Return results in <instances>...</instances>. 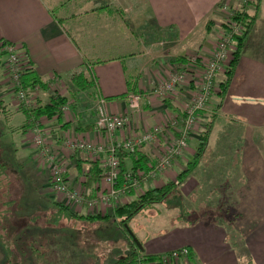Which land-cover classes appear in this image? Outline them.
<instances>
[{"label": "crops", "instance_id": "1", "mask_svg": "<svg viewBox=\"0 0 264 264\" xmlns=\"http://www.w3.org/2000/svg\"><path fill=\"white\" fill-rule=\"evenodd\" d=\"M254 1H249L250 4L246 0H146L143 13L150 24L143 28L141 35L134 31V25L124 23L125 19L117 13L118 23L107 24L104 29L98 27V17L81 13L79 8L82 3H78V0H0V42L22 45L25 52L21 55L27 57V63L35 68L39 77L50 78L53 75L64 81L76 71L84 69L85 65H89L97 77L100 95L108 104L118 107L120 113L128 112L126 96L130 92L141 95L143 108L133 113L131 118L134 130L130 134L143 133L156 125H167L177 116L182 117L195 95L193 85H186L188 88H179L174 99L166 104L151 93L157 83L166 81L165 78L170 75V62L182 63L178 69L185 76H190L188 67H192L187 62L188 58L164 59V51L156 45L159 43L157 40H177L175 42L186 45L185 54L199 52L200 57L206 61L215 50L216 38L218 40L216 31L213 30L225 23L228 17L226 10L237 13L245 11L255 18L225 101L218 108L220 100L217 97L214 104L211 101L212 106L207 111L198 115L197 129L206 121L208 123L205 127H211L207 147L214 142L213 150H216L214 154L218 161L213 165L211 163L210 168L202 165L204 172L198 176L194 174L200 170L197 168L202 164L199 161L191 173L187 174L184 182L178 181L179 175L191 167L190 163L196 155L199 134L194 133L189 145L197 142L196 149L190 146L181 158L174 160L170 174L168 172L167 176L163 175L150 184L161 188L168 183H174L180 198L183 196L187 204L193 203L187 198L190 199L194 194L204 203L210 202L212 194L215 197L222 195V200L234 204V211L240 217L237 219L234 215H225V222L218 220L214 223L203 219L205 223L200 220L196 223H185L181 219L183 214L175 213L174 221L167 218L166 224L150 236H143V241L136 235L141 245L140 251L147 257H161L185 248L189 251L188 257L167 264H264V0ZM154 27L169 34L161 35L156 40L158 31ZM234 49L235 52L236 45ZM127 74L129 77H126ZM218 78L220 73L216 78L217 85L225 79L224 76L220 80ZM76 116L77 113L72 112L64 114L63 120L71 122L67 130L64 129L66 131L46 126L43 122L41 127L46 128L49 143L56 138L53 145L65 164V177L69 188L72 191L81 188L79 192L86 194L84 214L85 210L92 213L88 205L90 201L97 199L99 192L106 190V184L102 178V161L90 159L83 153L71 156L62 149V132L65 135L73 132L77 139L79 137L75 132L78 130ZM25 121L27 122L26 119ZM25 121L22 119V125ZM31 126V123L27 126L29 133L26 135H31ZM220 127L219 134L216 130ZM93 136L95 144H109L104 135L95 133ZM164 145L165 143L161 145L162 148L157 149L154 146L144 147L139 151L137 159L146 156L149 163H155L160 152L164 150ZM39 163L36 161V164ZM125 163L127 168L130 167L131 159L127 158ZM89 168L91 176H99L96 183L85 187L86 179L83 177ZM39 172L35 174L38 178L35 181H40V186L46 187L54 203L65 206L62 197L47 189L49 176L45 165ZM231 179L234 180L233 183ZM228 188L232 192H228ZM70 208L75 210L72 205ZM192 213L196 214L191 211L188 216ZM89 228L94 227L78 222V234L86 233ZM88 238L92 242V232L88 234ZM89 247L90 243L86 247L79 245L78 257L83 255L80 253L81 248L82 252H86L83 255L85 262L91 264L95 263L93 258L97 255L94 253L98 249L95 246L92 252ZM130 252L132 248L128 246L124 254H131ZM0 261L3 262V257ZM114 261L116 258L111 255L110 262L102 264H114Z\"/></svg>", "mask_w": 264, "mask_h": 264}, {"label": "rangeland", "instance_id": "2", "mask_svg": "<svg viewBox=\"0 0 264 264\" xmlns=\"http://www.w3.org/2000/svg\"><path fill=\"white\" fill-rule=\"evenodd\" d=\"M145 1L78 0V3H82V6L79 8V11L81 13H84V15L87 16L98 17L96 20V25L102 29H104L107 24L110 25V23L114 24L119 22V17L117 16L118 13L116 9L122 8L124 12L123 17L125 18L124 20V18L122 17L124 23H128L131 26L134 25V31L136 30L137 34L142 35L144 32L143 28L147 27L150 24L148 23L146 16L143 13V7L146 6ZM226 13L228 17L226 18V21H224L225 23H223V25L220 24L213 30L216 31V35L218 37V40L217 38L215 40L216 42H218L223 34H225V30L227 29V20L231 19L234 22L232 13L227 10L225 11V14ZM151 28L152 26L150 25L149 29ZM154 28L158 31V33L155 35L156 40L161 35L167 36L169 34L164 30L159 31L157 27ZM175 41L177 40H157V42L159 43L156 45L158 47H161L164 51V59H190L193 56H200L199 52L195 53V51L188 52V55L185 54L187 47H184L186 45L184 43H178ZM234 42L230 41L227 45V58L221 66L222 73H220V78H222L223 76L225 78V72L228 70L231 61L234 59V48L236 45V43ZM4 43L7 42H0V52L2 51L3 53H5L4 50L6 49V45H14ZM160 43H162V45H159ZM13 47L16 49V55H20L22 57L21 61L23 62V64L26 63L28 60L26 59L27 57L21 55L23 52H25L22 45H14ZM8 57L10 58L9 53H5L4 55H1L0 53V259H2L3 257V262L0 261V264H90L85 262V258L83 257V255H85L86 252H82L81 248L80 253L83 255L78 257V246L80 245L86 247L87 245H89V243V250L94 252L95 246H97L98 249V251L94 253L97 255L96 258H93V262L95 263L91 264H102L104 262L109 263L111 255L115 256L116 261H114V264H117L118 261L125 259L127 255H131L135 252L136 249L134 248V246L137 245L133 241H135V238H137V236L140 240L143 241V236H150L156 229L158 230L159 228H161V226L166 224L167 218L170 217V219L174 221V215H176L175 213H182L183 215L181 216V219L185 223H196L199 220L202 223H205L203 219H208L209 221L214 223H217L218 220H220V222H225V215H231V217H233L234 215V217L237 219L238 217H240V214L238 215L236 214V211H234V204H230L227 203V201L225 202V200H222V195H216L215 197V195L212 194L209 203L200 201L201 199L196 198L195 194L191 195L192 197L189 195L190 199L189 197L187 199L193 203L187 204L185 203L183 196L182 198H180L178 191L175 190V192L172 193L162 203L150 205L144 208L136 217H134L129 222V224L125 226L126 229H124V231L122 229L123 227L121 228L119 225L120 220L112 216L115 214L118 207H123L130 202L138 200L140 196H142L148 190L145 187L148 186L147 182L143 183V186H138L136 190H132L131 192H133V194H131L130 190H128L126 194L121 193V196L118 197L117 200H113L109 203H103L101 201L99 203H96L94 201H90L88 207L90 211H92V213H89L88 210H85L86 212L82 214L83 206L87 202V199H85L84 197L86 195L85 193H83L82 195V192H79L81 191V188L77 189L76 191H69V195L82 196H80L81 200L77 203L67 200L64 194H58L52 189L51 176L54 172L53 165L56 162L60 164V168L63 171L64 180L66 181L68 188L69 183L65 177V164L63 163L62 159H60L62 157H59V151L54 148L53 145V142L56 141L54 139L56 138H53V141L49 143V134L46 135V128L41 127V123L43 122L46 126L56 127L58 129H62L63 131H66L67 126H69V123L71 122L65 119L63 120L64 114H66L67 112L77 113L76 117L78 120V130H75V132L79 134V137L77 139L75 133L73 132H69L66 135L64 132H62V149H64V152L71 156L78 153H83L84 155L89 157V155L92 153L89 152L86 148L82 149L80 145L83 143L85 145L95 147L93 135L95 133L104 135L108 138L109 141V144L108 142L105 144L108 147L105 148L104 153L110 152L111 149H116V158L120 163V171H122V165L129 157H123L122 154L124 153L118 147L120 146V144H123L124 140L130 138L131 135L142 134L136 132H132L130 134V132L134 130L131 117L133 113H136L135 111H141L143 108L142 97L137 93L130 92L128 96H126V98L128 99V112L120 113L121 111H118V107H115L113 105L111 106L107 103V100L100 95L98 87L91 89L92 96L87 94L86 91H78V85H76L77 81L72 80L75 75L73 76L72 74L71 76L64 79V81H69L68 83H63V80H58V78L53 75L50 78L40 77L46 85L45 88L42 89L40 88V86H37L34 92L32 91L29 94L27 93L24 99H20L15 94L14 83L11 76V64L8 61ZM17 61L19 62V58L17 59ZM178 62L179 61L170 62L169 65H171L172 70L170 75L165 78L166 80L170 81V79L175 76L176 72H178L179 75L182 76H177L179 78V82L176 90L174 92H172L171 90L161 91L159 89V86L162 82L157 83L151 90V93L158 96L161 99L162 103L167 104V102H171L174 99L173 97L175 95V92H177V90H180L179 88H188L189 86H192L194 84L193 75L195 76L196 81H198V79L201 77L200 72H203L202 70H204L203 68L205 66L203 62L198 61L199 63L196 62L194 65H191L190 62L187 61L188 64H190L192 67H188L190 76H185L184 73H182L178 69V67L182 65V63ZM199 64L203 65V68L199 67ZM129 68L131 69V66H129ZM89 70H91L90 67ZM88 71L86 69H81L76 71L75 74L77 73L78 75L79 72L87 73ZM89 72L88 74L91 75ZM91 72H93V70ZM190 72L193 73L191 74ZM93 76L95 77L97 84L98 80L94 72ZM77 77L78 76H76L75 78ZM126 77H129V74H127ZM220 78L218 79L220 80ZM219 86L220 85L218 83L217 90H215L212 95V104H214V100H217L216 93L219 92ZM94 93H96V95L93 96ZM58 94L67 96L68 98L67 104L61 109V118L41 117L37 119V121H35L36 119L31 120V118L28 117L27 120V117L24 114V110H32L35 107L39 106L38 103L45 105L50 101V99L52 98L51 96ZM131 96L139 97V100L133 105ZM177 96L178 95H176L175 98H177ZM212 104L210 102L209 106H212ZM111 108L115 110H112ZM72 117L76 121L73 114ZM178 117L179 116H177L176 118ZM102 118L108 119L110 122H113L116 118H122L124 120V125L116 129H110L109 127H100L99 123L100 119ZM22 119H24V121L25 119L27 120V122L25 121L26 123L24 122L25 124L23 125ZM30 123L32 124L31 129L33 131L30 133L31 135H26L27 133H29L27 130V126L30 125ZM207 123L208 121H206L205 124L202 125V127L196 129V133L201 135L206 130L205 128L207 127L205 126L207 125ZM2 128L4 131L2 130ZM220 131L221 127L220 129L217 128L216 132H219L220 134ZM38 135H41L42 138L41 146L36 143ZM72 135L75 136L72 138ZM166 135L167 139L166 142H164L165 145L171 141V131H167ZM146 146H154L155 149L162 148L161 146H155L154 144H148ZM190 146H192L193 149H196L197 142L190 143L188 149ZM210 147H207L208 150L206 148V150L203 152V157L200 160V162L202 163L201 167L200 165H198L197 167L200 168V170L194 175H201V173L204 172L205 167L210 168L211 163L213 165L218 161L216 155L214 154L216 150H213L215 148L214 142L210 145ZM105 158H107V155H104V159ZM36 161H39L40 163L36 164ZM43 165H45L48 170L49 181L47 189H49L53 194L55 193L56 195L62 197L64 203H66L65 206L61 203H54L52 197L47 193L46 187H41V182L38 181L37 183L35 181L38 179L35 177V174L40 173L39 169H41ZM202 165L204 166V168H202ZM102 169L104 172L102 178H104V164ZM129 170H131L130 167H128V171ZM171 170L172 167L170 170H168L169 174ZM84 176L85 177H83V179H86V184L84 183V186L86 187L90 183H96L99 175L91 176V168H89V171L86 172ZM231 176L232 178L234 177L233 173L231 174ZM88 179H90V181H88ZM233 181L234 180H232L231 183H233ZM121 183L122 182L118 180L114 185L115 189L122 190L120 186ZM227 191L232 192L230 188H228ZM97 195L101 196L103 195V193L99 192V194ZM186 195H188V192L186 193ZM54 199L56 202H58L56 197H54ZM14 201H17V210L14 211L11 217L3 220V215L8 216V213L2 212L10 209V207L7 206L8 202L11 203ZM70 205H72V208H74L75 210H72L70 208ZM78 209H81V211H78ZM110 211H112L113 213H110ZM191 211L196 214L192 213L188 216V213ZM71 212H73L76 217L84 216V218L80 219L78 217L72 218V220H70V217L66 218L65 215L69 216V214H72ZM96 215L110 216L111 218L94 222H90L86 219V217H94ZM12 219H14V221H11ZM232 221L234 220H231V222ZM78 222L82 225L89 224V227L94 228H89L86 233L78 234ZM91 232L93 234L92 242H90L88 238V234H90ZM137 244L139 245V242H137ZM128 246L132 248V252H130L131 254L125 255L124 252H126ZM183 249L175 251H180ZM136 256H143V254L141 251H139V253L137 252ZM139 263L140 261H138V264Z\"/></svg>", "mask_w": 264, "mask_h": 264}, {"label": "built area", "instance_id": "3", "mask_svg": "<svg viewBox=\"0 0 264 264\" xmlns=\"http://www.w3.org/2000/svg\"><path fill=\"white\" fill-rule=\"evenodd\" d=\"M226 25L227 29L225 30V34H223L220 40L216 43L215 50L208 60L204 61L202 57L198 55L193 56L188 60L191 65H194L196 62H203L205 66L203 68V65H198L204 69H201L203 72H200L201 77L198 79V81H196V78L193 75L195 96L190 105L184 110L183 116L171 120L167 125L156 126L140 135H131L130 138L124 140L123 144H120L118 147L124 154L132 156L148 144L161 146L162 143L166 142V132L171 131V141L167 143L164 147V150L160 152V155L156 161L157 163L149 164L148 173L129 170L122 174L120 171V163L116 158V149H111L110 152L104 153L105 148L108 147L106 145L95 144V147L85 145L83 143L80 145L82 149L86 148L92 153L89 155V158L99 162L102 161L105 168L104 180L106 184V190H103V195H98L97 199L93 200L94 202L99 203L101 201L103 203H109L113 200H117L118 197L121 196V193L126 194L128 190H130L131 193V191L136 190L138 186H143V183L145 182L148 184L152 180L154 182L158 181L163 175H167L169 172L168 170L171 169L174 160L182 157L183 154L188 150L189 141L192 138V134L196 133L198 115L208 110L209 103L213 97L212 95L214 91L217 90L216 78L217 75L221 73V66L227 58V45L230 41L234 42L235 37L242 36L244 31L243 25L237 24L231 19L227 20ZM13 46L14 45H6L4 52L6 54H10L8 61L11 64V76L14 83L15 94L18 98L24 99L26 94L21 88L20 74H23L30 65L27 62L23 64L21 61L22 57L20 55H16V49ZM18 58L19 62L17 61ZM177 76H180L178 72L175 73V76H173L170 81L166 80L162 82L159 86V89L161 91L171 90L174 92L179 82V78ZM131 98L132 105L139 100V97L131 96ZM123 125L124 120L122 118H116L113 122L102 118L100 119L99 123L100 127H109L110 129L120 128ZM41 139V135H38L36 143L39 146L42 144ZM104 155H107V158L104 159ZM53 171L54 172L51 176L53 191L58 194H64L69 201H73L75 203L79 202L82 197L81 195H69V191L71 189L68 188L66 181L64 180L63 171L60 168V164L58 162L53 165ZM118 180L122 182L120 185L122 190L115 189L114 187ZM182 257H188V252L186 249L173 251L163 255L159 263L167 264ZM139 261V264H158L145 262L142 257H139Z\"/></svg>", "mask_w": 264, "mask_h": 264}, {"label": "trees", "instance_id": "4", "mask_svg": "<svg viewBox=\"0 0 264 264\" xmlns=\"http://www.w3.org/2000/svg\"><path fill=\"white\" fill-rule=\"evenodd\" d=\"M247 2H249V1H247ZM116 10H117L118 15H120L122 17L124 16V12H123L122 8H117ZM232 15H233L234 22H236L237 24L243 25L244 31L242 33V36L235 37L236 51L234 53V59L231 61L228 70L225 72V78L226 79H224L219 84L220 89H219V92L216 93L217 97L220 100V103L217 105L218 108H220V106H222V103L224 102V100H225V98L229 92L230 85H231V82L233 80L235 70H236L238 62L240 60V55H241L242 50L245 46V42L247 40V37L249 35V32L253 26V22L255 19L254 17H250L245 11H239L238 13L235 11H232ZM4 44H8V42L4 43ZM0 53H1V55L5 54L2 51ZM88 66L89 65L84 66L85 67L84 69H86L87 71L89 70ZM89 71L88 72L91 75H89L88 72L87 73H80L79 72L78 75H77V73L76 74L74 73L73 76L74 75L75 76L72 80L77 81L76 85H78V91H86L87 94L92 96L91 89L96 88L97 84H96V79L93 76V72H91V70H89ZM76 76H78V77L75 78ZM20 77H21V88L23 89L25 94H27V93L29 94L32 91L34 92L35 88L37 86H40V88H42V89H44L46 86L45 83L42 81V79L37 75L35 68H33L32 66H28L27 69L24 71V73L20 74ZM94 95H96V93H94L93 96ZM51 97L52 98L50 99V101L45 105L38 103L39 106L35 107L34 109L27 110V111L24 110V114L27 117V120H28V117L31 118V120L36 119L35 121H37V119H39L41 117H47V118L58 117V118H61L62 117L61 109L63 106H65L67 104L68 98H67V96H64L61 94L54 95ZM210 130H211V127L207 126L206 130L201 135H199V140H198L199 144H198V147L196 150V155L194 157V160H193V162L190 163L191 167H189L187 170H185L184 172H182L179 175V178H178L179 182L182 183L185 181L187 174L191 173L193 167L195 165H197L199 163L200 159L202 158L203 152L206 150L207 145H208V138H209ZM138 153L139 152H137L136 154H134L132 156L122 154V156L123 157H129L131 159L130 169L132 171H137V172L142 171V172L148 173L149 172V164H150L149 160L147 159L146 156H141L137 159ZM155 163H157V162H155ZM125 171H128V168L126 166V163L124 162L122 165L121 173L123 174ZM152 182H154V181L153 180L150 181L148 183V186H145L148 190L142 196H140V198L138 200L130 202L129 204L124 205L123 207H118L116 209V212L112 217L120 220L119 225L121 228L123 227L122 228L123 230L126 229L125 226L127 224H129V222L134 217H136L144 208H146L150 205L162 203L176 190V185L174 183H168L165 186H163L162 188H156L154 185H150ZM16 205H17V201H14L11 203L8 202L7 206L10 207V209H9L10 211L6 210V211L2 212V213H6V212L8 213V216L3 215V220H6L12 216L14 211L17 210L18 206H16ZM71 213L72 214H69V216H68L70 218H78V217L80 219L84 218V216L76 217V215L73 214V212H71ZM108 218H111V217L110 216H101V215H96L94 217H91V216L86 217V219L90 222L107 220ZM11 221H14V219H12ZM133 242L137 245V246H134V248L136 249L135 252L133 254L129 255L128 257H126L125 259L118 261L117 264H137L139 261V257H142L145 262L160 264L159 261L163 256H161V257L160 256L147 257L145 255L136 256L137 252L139 253L141 248L139 247V245L135 241H133ZM186 250H187V252H189L188 249H186ZM134 257L136 260L134 259Z\"/></svg>", "mask_w": 264, "mask_h": 264}, {"label": "water", "instance_id": "5", "mask_svg": "<svg viewBox=\"0 0 264 264\" xmlns=\"http://www.w3.org/2000/svg\"><path fill=\"white\" fill-rule=\"evenodd\" d=\"M135 242H136V243L138 242V240H136V238H135ZM139 245H140V243H139ZM139 247H141V245H140Z\"/></svg>", "mask_w": 264, "mask_h": 264}]
</instances>
